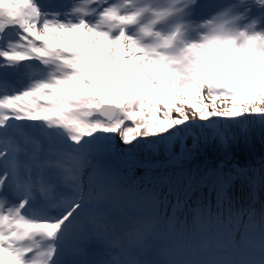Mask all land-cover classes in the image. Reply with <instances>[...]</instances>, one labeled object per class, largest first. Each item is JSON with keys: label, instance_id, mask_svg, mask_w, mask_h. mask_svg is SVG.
Listing matches in <instances>:
<instances>
[{"label": "snow or ice", "instance_id": "6c2138e0", "mask_svg": "<svg viewBox=\"0 0 264 264\" xmlns=\"http://www.w3.org/2000/svg\"><path fill=\"white\" fill-rule=\"evenodd\" d=\"M255 125L264 0H0V264H264V214L231 191L257 177L153 175ZM157 152L139 182L108 160Z\"/></svg>", "mask_w": 264, "mask_h": 264}, {"label": "trees", "instance_id": "16d2710c", "mask_svg": "<svg viewBox=\"0 0 264 264\" xmlns=\"http://www.w3.org/2000/svg\"><path fill=\"white\" fill-rule=\"evenodd\" d=\"M231 131L237 133L239 137L237 141H229L225 146L218 139H210L207 143L201 140L199 147L193 151L191 156L179 159L174 167L163 169L158 167L154 170L153 175L160 171H183L199 179L216 171L236 175L237 168L245 169L247 177H257L256 182L251 184L248 179L237 178L231 191L235 194L238 205L251 204L257 219H259L264 214V182L259 179V177H264V146L262 143L264 133H261L258 125L251 127L247 138L239 132V129ZM119 147L125 148L126 146L119 143ZM190 148H192V144ZM145 159H150L153 163L158 164L166 160V154L161 152L140 153L132 158L142 173L141 178L145 174V168L141 166ZM204 191L206 192L207 189L205 188ZM172 202L174 203V201ZM171 211V206H169L167 212L170 214Z\"/></svg>", "mask_w": 264, "mask_h": 264}, {"label": "rangeland", "instance_id": "374dc122", "mask_svg": "<svg viewBox=\"0 0 264 264\" xmlns=\"http://www.w3.org/2000/svg\"><path fill=\"white\" fill-rule=\"evenodd\" d=\"M27 83V77H25L24 79H23V82L22 83H20V85L19 86H22V87H24L25 86V84ZM186 111L189 113V115H190V112H191V109H186ZM244 139V138H243ZM191 140V141H190ZM117 144L119 145V139L117 138ZM205 142V141H204ZM263 146H264V139H263ZM191 144H192V139L191 138H189L188 140H187V148H190L191 147ZM173 151L174 152H176L177 153V155L179 156L180 154H181V147H180V145H176L175 146V148L173 149ZM121 157H123V155H119V158H121ZM127 168L129 169V170H131L132 172H133V177L130 179V180H134V181H137V182H139L140 180V178H141V175H142V173H141V171H139V173H135V164H134V162L130 159L129 160V163H128V165H127Z\"/></svg>", "mask_w": 264, "mask_h": 264}, {"label": "bare ground", "instance_id": "6f19581e", "mask_svg": "<svg viewBox=\"0 0 264 264\" xmlns=\"http://www.w3.org/2000/svg\"><path fill=\"white\" fill-rule=\"evenodd\" d=\"M60 1H62V2H66V0H60Z\"/></svg>", "mask_w": 264, "mask_h": 264}]
</instances>
